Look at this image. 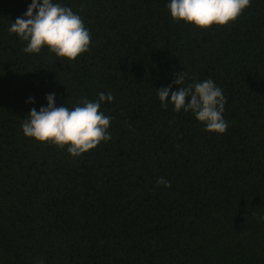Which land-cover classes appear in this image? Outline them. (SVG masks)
<instances>
[{"label": "trees", "instance_id": "trees-1", "mask_svg": "<svg viewBox=\"0 0 264 264\" xmlns=\"http://www.w3.org/2000/svg\"><path fill=\"white\" fill-rule=\"evenodd\" d=\"M53 2L90 31L74 61L25 53L9 28L32 0H0V264H264V0L208 29L170 0ZM182 71L222 89L226 133L161 106ZM101 92L108 142L73 157L24 135L47 94L71 110Z\"/></svg>", "mask_w": 264, "mask_h": 264}, {"label": "clouds", "instance_id": "clouds-1", "mask_svg": "<svg viewBox=\"0 0 264 264\" xmlns=\"http://www.w3.org/2000/svg\"><path fill=\"white\" fill-rule=\"evenodd\" d=\"M250 4L251 0H170L167 7L174 20L208 29L214 24L225 26L236 21ZM9 32L27 42L23 51L28 54H39L47 46L58 57L74 61L90 51L91 35L82 18L53 0H32L24 16L11 24ZM187 76L185 71L174 74L173 83L180 86L177 91H173L172 85L157 89L161 106L167 109L171 103L176 112L182 109L192 112L205 125L204 131L226 133L229 125L223 114L227 101L222 89L212 79L185 86ZM46 99L47 107L42 106L39 112L32 108L23 119L25 136L62 149L68 146L67 151L73 157L111 140L108 129L112 118L100 111L102 102L114 100L111 93H99L95 102L84 97L81 106L71 110L56 106L55 93L47 94ZM28 102L34 103V98ZM156 184L171 187V182L163 177L158 178ZM39 264H44L43 260Z\"/></svg>", "mask_w": 264, "mask_h": 264}]
</instances>
